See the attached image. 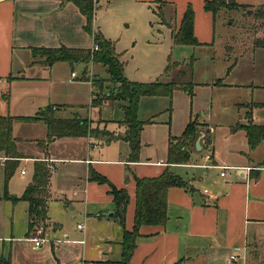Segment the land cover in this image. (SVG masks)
<instances>
[{
  "label": "crops",
  "instance_id": "crops-1",
  "mask_svg": "<svg viewBox=\"0 0 264 264\" xmlns=\"http://www.w3.org/2000/svg\"><path fill=\"white\" fill-rule=\"evenodd\" d=\"M90 1L93 13L97 0ZM234 1L264 7V0ZM184 10L176 18L172 36ZM86 22L73 0H0V115L16 117L12 136L22 154L6 180L7 157L0 152V258L11 264H84L88 261L105 264L120 260L123 228L116 218L105 215L114 213L113 196L107 183L91 180V172L105 176L117 188L126 189L129 200L125 228L130 230L135 211V177H156L165 169L179 175L175 170L180 167L191 169L187 178L179 175L187 187L167 189V222L164 226L140 227L142 237L137 241L130 264H235L240 256L244 260L248 252H257L264 243L261 227L264 225V158L255 159L254 152L264 137L251 147L244 128H235L237 124L247 125L250 120L233 112L229 108L231 101L222 95L214 97L213 90L221 89L222 82L217 83L220 86L193 83V96L178 88L170 97H140L139 101L168 98L169 106L165 108L168 116L157 121L153 119L157 109L150 110L151 117L143 121L138 160L129 161V145L123 139L127 126L123 119L101 118V106L109 99L92 105L93 96L108 88L104 81L103 87L98 88L93 78L88 77V66L94 63L87 69L85 66L82 76L71 77L72 64L56 61L47 65L44 57L32 49L61 45L92 48L93 37L84 28ZM84 31L92 37V45ZM194 35L197 36L195 12ZM262 37L264 31L250 39L255 42ZM90 75L99 77L91 72ZM172 80L177 82L175 79L163 82ZM93 86L98 88V93H94ZM87 91L92 97L85 114L79 110L84 108ZM256 100L246 103L245 114L250 110L254 116L257 107L264 108L260 105L264 101ZM180 101L184 106H180ZM46 107H51L56 117L87 119L92 131L86 136L53 137L45 144L46 124L40 119L21 117L37 116ZM252 116L253 124L264 126ZM190 120L202 124L196 138L200 140V148L194 143L186 163L169 164V135L180 136ZM21 122L29 125L43 122L44 125L42 135L25 138L30 144L29 151L21 145L24 138L14 133ZM146 126H163L164 130H159L161 139L145 141L142 136ZM100 138L107 139V146L115 144L114 151H107L108 157L104 155ZM22 160L30 167L29 177H25L26 170H20L18 177L23 182L14 186L12 178ZM36 160L47 161L51 171L47 230L45 241L38 247L31 240L28 202L5 197L23 194L32 180ZM223 171L225 174L221 175ZM75 211V215H70ZM232 253L237 254L236 260L230 259Z\"/></svg>",
  "mask_w": 264,
  "mask_h": 264
},
{
  "label": "rangeland",
  "instance_id": "rangeland-1",
  "mask_svg": "<svg viewBox=\"0 0 264 264\" xmlns=\"http://www.w3.org/2000/svg\"><path fill=\"white\" fill-rule=\"evenodd\" d=\"M202 1L97 0L93 4L92 29L100 32L114 44L115 52L123 63L124 75L128 80L153 82L157 79L161 81L175 79L180 83L212 84L219 78L218 83L222 82L223 87L213 90L214 97L222 95L231 101L229 108L233 112H238L237 114L243 119L244 110L247 108L246 103L255 101V99L264 101V47H256L250 39L264 30V7L254 6L241 9L221 7L212 14V12L203 10ZM187 4H191L195 12L197 31L195 37L198 40L196 45L175 44L172 39L176 18ZM205 13H208V16ZM84 32L92 45V37L86 31ZM259 40H264V37ZM167 65H170L169 70L171 69L169 73L167 72L168 75L164 74ZM102 66L97 63L90 64L88 77L94 78L90 75L91 72L99 76L96 78H103L108 88L104 87L106 91L102 90L103 93H99V96L104 97V93L114 90V84L108 80L106 68ZM229 66H231L230 70H228ZM84 69L85 65L78 62L74 63L73 69L70 70L82 76ZM93 91L94 93L99 92L95 86H93ZM87 94L88 98L83 102L85 103L84 108L79 110L85 114L86 106H90L92 97V93L87 91ZM235 103L238 105L236 106ZM121 104H123L122 101L109 100L101 106V118L123 119L124 112ZM179 104L181 107L184 106L181 101ZM168 106V98L141 99L137 110L138 119L142 121L149 119L150 110L157 109L155 113L158 114L153 119L161 121L168 116L165 110ZM76 110H78L77 107ZM254 112L253 120L264 123V108L257 107ZM160 128L164 130L163 126H146L143 130V139L158 141L162 137ZM14 133L24 138L21 145L29 151L30 144L25 138L42 135L44 125L43 122L37 125L21 122L16 125ZM98 135L101 136V133ZM99 140L105 150L104 155L108 157L107 151L109 149L114 151L115 144L107 146V139L100 138ZM91 150L94 149L91 148ZM254 158H264V141L256 147ZM22 169L28 172L25 177H29L30 167L26 161L22 160L17 173L12 178L14 186L23 182L18 177ZM190 170L180 167L175 171L187 178ZM76 211L70 215H75ZM261 227L264 230V225ZM242 259L240 256L235 264H264V243L257 252H248L246 259Z\"/></svg>",
  "mask_w": 264,
  "mask_h": 264
},
{
  "label": "trees",
  "instance_id": "trees-1",
  "mask_svg": "<svg viewBox=\"0 0 264 264\" xmlns=\"http://www.w3.org/2000/svg\"><path fill=\"white\" fill-rule=\"evenodd\" d=\"M78 6L80 12L86 17L85 30L92 34L93 44L98 45V50L90 48H73L61 45L57 48H32L44 57L43 62L51 65L56 61H66L70 64L83 63L87 66L92 63H100L105 66L108 73V80L114 84V90L105 94L104 97L96 95L92 98V105H100L103 99L122 101L124 112L123 123L127 126L126 134L123 139L129 145V161H137L140 150V134L145 122L137 118L139 99L142 96H168L170 97L175 89H182L190 96H193L194 84L177 83L175 81L163 82L156 80L153 82L130 81L124 75L123 63L119 61L115 53L114 44L105 38L100 32L92 29V2L87 0H73ZM221 7H235L238 9L250 6L238 4L234 0H205L203 8L206 11L216 13ZM264 25V24H263ZM264 29V28H263ZM264 31V30H263ZM173 42L175 44L196 45L197 38L194 35V10L191 4H187L177 30L173 33ZM256 47L264 46V40H255ZM170 65L165 68V73L169 71ZM9 79V78H8ZM100 81V82H98ZM104 80L93 78V83L98 88L103 87ZM217 79L214 83H218ZM264 106V104H260ZM248 124H237L235 128H244L251 147H254L262 137H264V126L255 125L251 122V111L246 112ZM16 117L0 115V152L7 157L5 170V179L12 175L19 158L22 154L16 146V139L12 136V123ZM25 120L40 119L46 124L47 137L45 144L51 141L53 137L62 136H86L92 128L87 119L79 117L60 118L54 115L51 107H46L37 116L21 117ZM202 126L197 120H190L184 128L182 134L178 137L169 135L167 162L169 164L186 163L190 158V149L194 147L198 137V127ZM51 171L49 163L44 160L34 161L33 176L31 182L25 188L23 194L19 197H10L11 200H25L28 202L29 229L34 232L37 226L46 225L47 219V201L49 200V183ZM91 180L97 183H107L110 187V194L113 196L115 205L113 217L118 220L123 228L121 238V257L118 261H108L105 264H130V259L137 245L138 239L142 237L140 227L143 225L164 226L167 222V189L172 186L187 187V182L179 175L169 169L156 177H135V211L133 226L130 230L125 228V211L129 200V195L125 188H117L108 179L92 171ZM0 264H11L8 260L0 258ZM94 264H100L94 262Z\"/></svg>",
  "mask_w": 264,
  "mask_h": 264
},
{
  "label": "built area",
  "instance_id": "built-area-1",
  "mask_svg": "<svg viewBox=\"0 0 264 264\" xmlns=\"http://www.w3.org/2000/svg\"><path fill=\"white\" fill-rule=\"evenodd\" d=\"M98 48L99 47H98L97 44H93V46H92L93 50H98ZM74 76H75V72H71V77H74ZM93 97H95V96H93ZM220 174L224 175L225 171L221 172ZM78 227L80 228V226H78ZM46 230H47L46 226H43V225L37 226V228H35V230L33 232V236L31 238V240L33 241L35 246L38 247V246L41 245V243L43 241H45ZM236 258H237V254L236 253H232L230 255V259L236 260ZM84 264H94V262L88 261V262H85Z\"/></svg>",
  "mask_w": 264,
  "mask_h": 264
},
{
  "label": "water",
  "instance_id": "water-1",
  "mask_svg": "<svg viewBox=\"0 0 264 264\" xmlns=\"http://www.w3.org/2000/svg\"><path fill=\"white\" fill-rule=\"evenodd\" d=\"M195 146H196V148H200V140L199 139L196 140ZM105 215L112 217L114 215V213L113 212H108Z\"/></svg>",
  "mask_w": 264,
  "mask_h": 264
}]
</instances>
